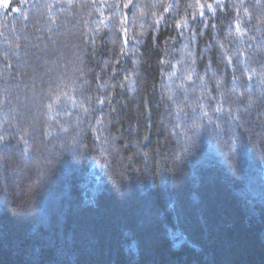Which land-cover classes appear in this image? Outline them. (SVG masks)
<instances>
[{
	"label": "trees",
	"instance_id": "1",
	"mask_svg": "<svg viewBox=\"0 0 264 264\" xmlns=\"http://www.w3.org/2000/svg\"><path fill=\"white\" fill-rule=\"evenodd\" d=\"M0 264H264V0L0 3Z\"/></svg>",
	"mask_w": 264,
	"mask_h": 264
},
{
	"label": "snow or ice",
	"instance_id": "2",
	"mask_svg": "<svg viewBox=\"0 0 264 264\" xmlns=\"http://www.w3.org/2000/svg\"><path fill=\"white\" fill-rule=\"evenodd\" d=\"M209 7H211V5H209ZM201 15H203V13H201ZM193 19H195V17H193ZM177 27H180V25H177ZM125 43H127V40H125ZM31 191H32V186H28L27 188H19L17 195L27 197L30 195Z\"/></svg>",
	"mask_w": 264,
	"mask_h": 264
},
{
	"label": "rangeland",
	"instance_id": "3",
	"mask_svg": "<svg viewBox=\"0 0 264 264\" xmlns=\"http://www.w3.org/2000/svg\"><path fill=\"white\" fill-rule=\"evenodd\" d=\"M8 1H10V0H0V3L6 4Z\"/></svg>",
	"mask_w": 264,
	"mask_h": 264
}]
</instances>
